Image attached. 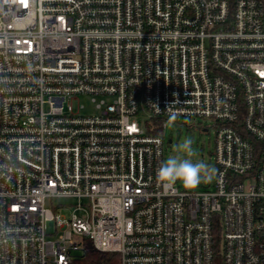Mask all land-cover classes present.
Masks as SVG:
<instances>
[{"label":"built area","instance_id":"built-area-1","mask_svg":"<svg viewBox=\"0 0 264 264\" xmlns=\"http://www.w3.org/2000/svg\"><path fill=\"white\" fill-rule=\"evenodd\" d=\"M204 120L212 182L162 186L167 124ZM87 240L118 264H264L263 0H0V264Z\"/></svg>","mask_w":264,"mask_h":264},{"label":"clouds","instance_id":"clouds-1","mask_svg":"<svg viewBox=\"0 0 264 264\" xmlns=\"http://www.w3.org/2000/svg\"><path fill=\"white\" fill-rule=\"evenodd\" d=\"M175 117H170L174 120ZM194 140L185 138L159 166L156 179L164 187L180 184L185 189H195L201 184L211 183L215 169L201 159L193 147Z\"/></svg>","mask_w":264,"mask_h":264},{"label":"rangeland","instance_id":"rangeland-1","mask_svg":"<svg viewBox=\"0 0 264 264\" xmlns=\"http://www.w3.org/2000/svg\"><path fill=\"white\" fill-rule=\"evenodd\" d=\"M264 4V0H263ZM75 103L82 104L84 110H90L92 107V102L89 96H79ZM138 121L144 120V115L140 114L137 116ZM207 123V130H201L198 127V124H190L181 125L176 127L175 124L168 123L167 127L164 130V150H163V158L164 160L173 152L175 146L179 143H182L185 138H192L194 140V149L198 153L197 159L203 160L205 163L210 164L214 168V126L208 121L204 120ZM180 133L179 138L176 139V134ZM171 139V142L168 140ZM208 184V183H206ZM206 184H201L199 187L195 189H201L202 186ZM179 188H183L180 184H176ZM65 214H69V211H64Z\"/></svg>","mask_w":264,"mask_h":264},{"label":"trees","instance_id":"trees-1","mask_svg":"<svg viewBox=\"0 0 264 264\" xmlns=\"http://www.w3.org/2000/svg\"><path fill=\"white\" fill-rule=\"evenodd\" d=\"M159 119H153V125L158 124ZM199 129L204 130L203 126ZM159 129L151 132L159 133ZM72 264H118V254L116 252H103L96 250L90 241L84 242V251L73 259Z\"/></svg>","mask_w":264,"mask_h":264},{"label":"water","instance_id":"water-1","mask_svg":"<svg viewBox=\"0 0 264 264\" xmlns=\"http://www.w3.org/2000/svg\"><path fill=\"white\" fill-rule=\"evenodd\" d=\"M179 135H180V133H177V134H176V139L179 138ZM168 141L171 142V139H169Z\"/></svg>","mask_w":264,"mask_h":264}]
</instances>
